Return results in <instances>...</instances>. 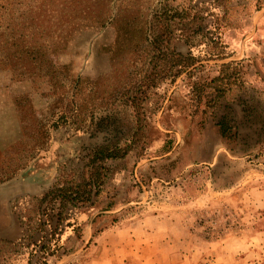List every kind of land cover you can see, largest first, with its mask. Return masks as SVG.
<instances>
[{
  "label": "rangeland",
  "instance_id": "obj_1",
  "mask_svg": "<svg viewBox=\"0 0 264 264\" xmlns=\"http://www.w3.org/2000/svg\"><path fill=\"white\" fill-rule=\"evenodd\" d=\"M157 1L111 0L102 26H79L59 48L78 12L53 6L28 25L56 50L45 77L0 69V172H8L0 239L26 240L38 218L53 223V208L36 200L81 179L91 147L128 144L123 157L104 161L93 204L57 227L61 254L47 264H264V0H170L188 14L174 33L190 39L173 37L168 47L198 59L173 81H157L159 54L138 37L117 38L111 20L137 13L142 22ZM220 63L232 82L209 104L193 83L209 81ZM32 247L0 246V264H34Z\"/></svg>",
  "mask_w": 264,
  "mask_h": 264
},
{
  "label": "trees",
  "instance_id": "obj_2",
  "mask_svg": "<svg viewBox=\"0 0 264 264\" xmlns=\"http://www.w3.org/2000/svg\"><path fill=\"white\" fill-rule=\"evenodd\" d=\"M110 1L0 0V69L9 71L11 75L21 77L28 75L47 76L53 67L51 57H49L51 50L55 51L54 47H62L69 39L71 32L79 26H102L110 15ZM157 2L158 7L151 14H148L149 16H142V22L139 18L143 14L137 13L133 16L130 13L128 15H116L111 20L117 23V38L129 41L132 37H138L142 41H147L149 47L159 54L155 57V59H159L158 69L154 74L157 81L166 78L173 81L188 67H195L194 64L198 59L190 53L183 54L168 47L173 37L190 39L185 29L180 30L179 33H174V24L177 20H182L188 15L185 9L178 10L173 7L170 0H158ZM53 6L65 11L74 10L79 14L76 21L64 29L63 34L54 43L52 49L46 43H42L36 38L33 39V31L27 27L30 22L40 23L42 19L47 18L48 13L43 14L47 11L53 12ZM50 18L56 19V15L52 14ZM192 18L194 19L191 17L190 20ZM136 22L138 23L135 24ZM155 63L154 61L153 66ZM228 64L220 63L218 74L209 81L199 84L193 83V87L199 91L206 88V92H204L209 104L214 103L227 89V85L232 82L229 81V74L227 73ZM234 77L236 78V75ZM21 108L24 109L20 111L19 115L21 128H24L28 111L24 105ZM217 126L222 136L228 134L229 126L224 118L217 121ZM129 148L128 144L122 147L116 144H100L91 147L86 154V173L81 179L77 181L67 179L55 183L36 200L38 206L43 203V210L48 208L52 210L53 208V223H47V229L44 227L46 218H38V221L32 223L33 225L28 223L29 225L27 224L25 230L31 233L33 228L35 231L30 236L27 235L26 240L0 239L2 250L8 253H18L20 249L32 245L31 251L39 252L34 264H47L49 256L58 258L61 254H56L60 248L58 245L59 238L54 236L57 233V227L71 213V209L88 207L93 204L107 175L108 168L104 165V161L123 157ZM7 175L8 172L1 171L0 181ZM66 225L72 226V230L76 231L77 236L79 235L80 229L78 225H75V222L66 221Z\"/></svg>",
  "mask_w": 264,
  "mask_h": 264
}]
</instances>
